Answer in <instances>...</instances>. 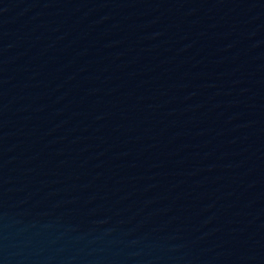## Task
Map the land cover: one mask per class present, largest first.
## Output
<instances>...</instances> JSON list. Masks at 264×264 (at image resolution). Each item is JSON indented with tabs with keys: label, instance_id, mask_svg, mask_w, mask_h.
Listing matches in <instances>:
<instances>
[{
	"label": "water",
	"instance_id": "1",
	"mask_svg": "<svg viewBox=\"0 0 264 264\" xmlns=\"http://www.w3.org/2000/svg\"><path fill=\"white\" fill-rule=\"evenodd\" d=\"M0 264H264V0H0Z\"/></svg>",
	"mask_w": 264,
	"mask_h": 264
}]
</instances>
